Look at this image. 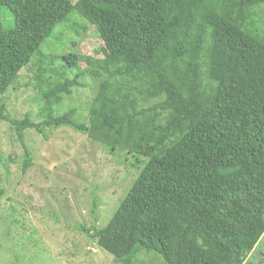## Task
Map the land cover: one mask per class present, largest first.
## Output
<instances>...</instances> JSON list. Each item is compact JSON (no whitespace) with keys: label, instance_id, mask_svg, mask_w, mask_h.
<instances>
[{"label":"trees","instance_id":"trees-1","mask_svg":"<svg viewBox=\"0 0 264 264\" xmlns=\"http://www.w3.org/2000/svg\"><path fill=\"white\" fill-rule=\"evenodd\" d=\"M0 6L13 15L11 29L0 24V93L71 15L93 27L107 51L102 59L62 57L67 69L83 62L97 83L87 122L77 123L73 109L55 116L83 86L64 74L50 79L42 64L33 78L42 123L11 120L0 106V122L21 142L26 130L67 127L141 164L114 210L116 223L89 238H136L114 264H136L141 253L162 264H245L264 235V0Z\"/></svg>","mask_w":264,"mask_h":264},{"label":"rangeland","instance_id":"rangeland-1","mask_svg":"<svg viewBox=\"0 0 264 264\" xmlns=\"http://www.w3.org/2000/svg\"><path fill=\"white\" fill-rule=\"evenodd\" d=\"M0 24L5 30L13 27V15L2 6ZM68 55L108 56L93 27L78 15L58 24L32 63L0 93L4 115L42 123L43 103L33 86L34 73L42 64L50 79L64 74L68 79L77 77L83 86L64 97L55 116L73 109L77 123L87 122L97 83L84 73L83 62L67 69L62 57ZM42 132L26 130L21 142L9 122H0V264H114V259L130 253L136 238L103 241L88 235L116 223L114 210L141 164L123 153H110L101 143L67 127L42 126ZM25 152L31 162L24 171ZM136 264L162 262L141 253ZM245 264H264V235Z\"/></svg>","mask_w":264,"mask_h":264},{"label":"bare ground","instance_id":"bare-ground-1","mask_svg":"<svg viewBox=\"0 0 264 264\" xmlns=\"http://www.w3.org/2000/svg\"><path fill=\"white\" fill-rule=\"evenodd\" d=\"M90 238H91V236H90Z\"/></svg>","mask_w":264,"mask_h":264}]
</instances>
